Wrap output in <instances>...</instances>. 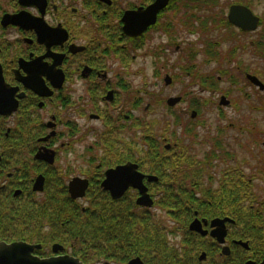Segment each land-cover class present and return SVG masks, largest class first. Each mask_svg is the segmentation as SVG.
Wrapping results in <instances>:
<instances>
[{
	"label": "flooded vegetation",
	"instance_id": "obj_1",
	"mask_svg": "<svg viewBox=\"0 0 264 264\" xmlns=\"http://www.w3.org/2000/svg\"><path fill=\"white\" fill-rule=\"evenodd\" d=\"M157 1L0 0V92L7 91V99L0 97V101L14 107L11 113L0 114V190L15 197L27 192L29 188L32 191L33 182L38 175L43 176L44 185L48 176H61L66 181V189L69 181L76 177L88 180L89 186L93 170L82 157L87 144L77 155L81 157V164L77 160L76 164H61L62 158L64 161L69 160V155L75 153V147L86 141L95 130L84 128L82 120L87 118L99 122L103 127L102 117L108 114L114 118L117 129L124 128V123L143 122L144 117L132 114L142 107L144 98L141 91L134 90L128 82L127 73L121 74V71L113 69L111 62L117 61L126 65L129 60L134 61L136 53L144 47L146 38L152 33L163 32L169 45L177 46L181 43V34L197 35L198 40V32L205 31L207 27V0H167L155 12L154 23L149 24L140 35H126L123 30L124 15L129 12L144 14ZM243 2L229 5L227 14L222 16L228 25L224 29L232 31L234 35L251 36L263 26L264 17L255 14L251 6ZM231 5H243L258 17L256 28L243 31L230 24L227 16ZM176 15L179 18L173 23L170 22L169 18L173 19ZM193 23L196 27L192 26ZM259 39L261 40H251L249 45L254 49V54L259 51L264 55V37ZM241 48L244 47L236 46L235 50L239 51ZM162 49L167 50V47ZM237 64L242 66L241 62ZM249 69L242 66V76L249 86L263 93L264 89L255 85L249 76L255 77L264 88V72ZM220 72L223 76V70ZM190 73L191 71L185 70L186 76L191 75ZM166 77L170 78L168 84L165 82ZM172 79L166 74L163 78L164 84L170 85ZM79 87H82L81 91ZM129 92V107H123V96ZM226 95L228 94L223 92L220 96V107H224L220 105L221 97L228 100ZM171 97H180V101L174 106H168L166 101ZM171 97L165 100L167 110L186 102V95ZM228 102L227 106H230L231 102ZM205 103L200 102L201 105ZM192 104L198 105L194 98L189 99L188 106ZM142 109L145 113L148 112V104ZM199 109L198 106L196 109L191 108V120L195 118L191 117L192 112L196 116ZM162 142L166 150H170L172 145L175 146V142H167L166 139ZM220 144L214 149L215 154H211L212 143L205 151L208 154L205 155L204 152L202 157L191 153V146L189 150L194 159L203 160L201 165L204 169V193L217 190L221 182L233 185L236 220L208 212L199 215L194 211L187 223L188 235L184 237L179 222L172 219L169 222L176 225L178 231L169 235V238H173L171 240L174 247L188 251L180 252L187 256L181 264H264V235L244 233L249 231L243 229V225L248 223L252 227L250 231L253 232L255 226L254 220L245 216L246 208L260 211L261 214L264 212V151H261V155L238 160L232 151L227 150L222 140ZM256 145L264 148V141L261 144L260 141H255ZM41 147L53 152L52 164L34 159ZM127 162L132 161L122 164ZM136 165L138 171L145 176L143 184L153 204L149 208L137 205L139 193L136 189L129 188L124 195L133 193L136 207L153 210L156 208L153 207L155 197L150 191V184L157 182L158 177L141 171L138 164ZM116 166L106 168L102 172V180L105 171ZM147 176H154L157 180L148 182ZM225 176H228L227 180H223ZM42 192L34 193L39 195ZM105 192L109 195L108 191ZM84 197L76 200L80 201ZM201 207L208 209L214 205L206 202ZM156 210L161 212L157 208ZM224 218L229 221L224 223V242L219 243L210 235L213 230L210 224L214 219ZM194 220L200 222L202 230L207 231L206 235L189 230V225ZM260 224H264V220H260ZM182 239H185V244ZM225 247L229 249L227 255L223 253Z\"/></svg>",
	"mask_w": 264,
	"mask_h": 264
},
{
	"label": "trees",
	"instance_id": "obj_2",
	"mask_svg": "<svg viewBox=\"0 0 264 264\" xmlns=\"http://www.w3.org/2000/svg\"><path fill=\"white\" fill-rule=\"evenodd\" d=\"M214 1L207 0L208 13ZM207 19L215 21L212 15ZM218 21L228 26L224 19ZM206 44L207 50L215 52L210 43ZM130 101L129 92L123 96V107H129ZM102 119V131H92L94 139L82 156L93 170L84 199H71L61 176H48L39 195L30 188L16 197L0 190V241L38 244L40 248L33 252L38 257L50 256L51 246L58 244L63 253L78 258L83 264H126L135 257L144 264H181L187 256L180 252L187 250H180L170 242L169 235L178 231L170 220L177 219L184 237L188 235L187 223L194 211L199 215L208 212L236 220L233 185L221 182L217 190L204 193L203 160L194 159L189 150L191 145L179 140L166 150L162 141H170L167 134L158 130L160 121L124 123L126 126L118 130L111 115ZM179 121L177 127L181 125ZM133 126L138 130L132 129ZM186 126L182 127L184 134L192 131ZM220 145V139L215 138L210 153L215 154L214 149ZM126 161L135 162L141 171L158 177L157 182L150 184V191L155 197L153 207L165 219L160 220L151 209L136 207L131 192L112 200L102 190V172ZM206 202L213 203L214 207L202 208ZM244 214L255 222L253 232L248 223L244 224L243 229L249 231L244 233L264 235V224H260L264 212L246 208ZM182 240L184 243L185 239Z\"/></svg>",
	"mask_w": 264,
	"mask_h": 264
},
{
	"label": "rangeland",
	"instance_id": "obj_3",
	"mask_svg": "<svg viewBox=\"0 0 264 264\" xmlns=\"http://www.w3.org/2000/svg\"><path fill=\"white\" fill-rule=\"evenodd\" d=\"M243 1L251 6L255 14L264 17V0H215L213 9H209L207 13V16L212 15L215 21L213 23L207 19L206 30L198 32V40L197 35L188 36L183 33L180 36L181 43L172 46L166 41V35L158 31L146 38V44L136 53L134 61L129 60L126 65L117 61L111 62L113 69L121 71V74L127 73L128 82L134 90L141 91L144 98L142 107L147 104L149 106L146 113L141 107L132 114L144 117L145 121H160L157 128L167 134L171 143L179 140L184 145L190 144L191 153L197 157L203 156L215 138L222 140L227 150L232 151L238 160L249 159L251 155H261V151H264L262 146H255V141H260V144L264 141V92L260 93L249 86L242 76V66L250 68V71L264 72L263 53L257 51V54H254V49L249 45L251 40H261L259 38L264 37V23L254 35L243 36L232 34V31L224 29L225 26L218 21L222 19L223 14H227L230 4ZM210 11L213 13L210 14ZM178 18L176 15L169 20L173 23ZM192 26L196 27L194 23ZM207 42L215 52L207 50ZM163 46L167 47V50H163ZM236 46L244 48L236 51ZM238 62H241L242 66H239ZM188 66L191 68L188 69ZM185 70L191 71V75L186 76ZM220 70H223V76ZM166 74L173 78L168 86L163 81ZM218 77H221L220 80H217ZM81 90L82 87H79V91ZM223 92L228 94L226 97L231 102L230 106L218 105ZM178 95H186V102L167 110L165 100ZM192 98L198 105L188 106L189 99ZM200 102L206 103L201 105ZM197 106L201 110L199 109L198 114L191 120L190 110L196 109ZM179 120L181 125L177 127ZM163 121L167 124L161 125ZM82 123L84 128H93L94 131L103 129L99 122L87 118L83 119ZM186 124L192 131L184 134L182 127ZM134 129L138 130L137 127ZM193 134L196 137L192 136ZM93 139L94 134H91L86 141L80 142L75 147V153L69 155V160L64 161L62 158L61 164H76V160L81 164V157L77 155L82 152L84 145L91 143ZM152 211L157 212L156 208ZM157 215L160 220L165 219L161 212H157ZM171 239L169 238L173 243ZM178 241L177 238L176 243Z\"/></svg>",
	"mask_w": 264,
	"mask_h": 264
},
{
	"label": "water",
	"instance_id": "obj_4",
	"mask_svg": "<svg viewBox=\"0 0 264 264\" xmlns=\"http://www.w3.org/2000/svg\"><path fill=\"white\" fill-rule=\"evenodd\" d=\"M167 0H158L152 6L148 7L143 13L140 12H129L123 17L124 27L123 30L129 37H136L140 35L144 29L149 25L154 23L155 12L166 4ZM227 20L230 24L235 25L242 29L243 31L254 30L259 23V18L254 16L252 12L243 5H231L229 8V13ZM249 79L260 89H264L262 83H260L255 77H250ZM166 84L170 82V78H165ZM110 94V92H109ZM7 91H1L0 97L4 100L7 99ZM180 101V97H171L166 103L168 106H174ZM229 104L226 98L221 97L220 105L227 106ZM14 107L8 106L3 101H0V114L7 115L12 112ZM195 112H192L191 117H195ZM34 159L45 160L49 164L54 161V155L52 151H49L45 147H41L34 156ZM142 175L138 171L136 164L132 162H127L122 165H118L114 168H110L105 171L104 179L102 180L100 186L103 190L108 191L110 197L113 200L121 198L127 189H136L139 193V197L136 200V204L149 208L152 206L153 202L147 193V188L143 184ZM147 181L157 180L154 176H147ZM44 185V178L42 175H38L32 185L33 192H42ZM88 187V180L81 178H73L69 181L67 189L68 194L71 199H79L84 197L85 192ZM229 221L227 218L224 219H214L211 221V227L213 230L210 235L215 237L219 243L224 242V237L226 235L224 223ZM189 230L196 231L201 235H206L207 231L202 230L200 222L194 220L189 225ZM40 245L30 244L23 241H13L10 243L0 242V264H83L78 258L73 257L68 254H60L62 251V246L58 244H53L51 251L52 256L40 258L33 254V251L39 249ZM223 253L228 254L229 249L227 247L223 248ZM127 264H143L139 257L131 259Z\"/></svg>",
	"mask_w": 264,
	"mask_h": 264
}]
</instances>
